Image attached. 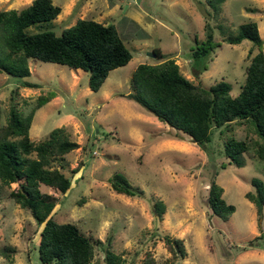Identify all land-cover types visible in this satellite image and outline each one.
<instances>
[{
    "label": "rangeland",
    "instance_id": "rangeland-1",
    "mask_svg": "<svg viewBox=\"0 0 264 264\" xmlns=\"http://www.w3.org/2000/svg\"><path fill=\"white\" fill-rule=\"evenodd\" d=\"M31 0H0V10H19ZM60 7L49 22L34 24L30 32L50 30L59 35L78 18L113 24L130 51L131 58L109 71L96 92L87 87V72L56 63L29 58V76L10 77L0 72V123L10 103L26 114L39 95L53 97L34 111L28 135L43 138L57 126H64L78 147L52 166H62L70 176V187L60 193L45 185L56 202L51 211L54 221L74 223L80 232L101 241L95 247L93 264H105L104 248L119 256L124 264H138L145 252L158 263L170 257L164 236L182 240L185 256L174 264H264V245L251 241L264 235V205L256 215L253 203L244 197L252 192V178L264 187V160L252 148L241 155L243 164L228 163L222 144L255 135L247 124L231 131L213 129L203 147L158 121L132 100L124 97L129 79L138 63H156V49L171 57L180 73L201 87L223 80L235 96L244 78L252 43L224 40L237 25L255 21L264 56V0H221L217 9L205 0H51ZM213 32L215 46L205 58L190 63V50L204 37L203 25ZM137 24V25H136ZM153 54V53H152ZM205 66L196 76L191 68ZM29 81L35 87H24ZM178 135V134H177ZM81 163L75 173L72 168ZM113 173L123 175L142 195L116 193L110 186ZM214 181L222 188V198L233 206L225 219L211 214L206 204L207 186ZM16 183H0V264H44L37 256L41 225L29 212L9 197ZM154 200H161V219L151 211ZM4 247H11L1 253Z\"/></svg>",
    "mask_w": 264,
    "mask_h": 264
},
{
    "label": "trees",
    "instance_id": "trees-1",
    "mask_svg": "<svg viewBox=\"0 0 264 264\" xmlns=\"http://www.w3.org/2000/svg\"><path fill=\"white\" fill-rule=\"evenodd\" d=\"M221 0H205L211 10L217 9ZM60 12V7L51 0H31L25 7L0 10V72L14 78L29 76L27 60L65 65L87 72V87L96 92L105 81L110 70L125 65L131 58L122 38L113 24H103L92 19L78 18L59 35L50 30L30 32L27 28L34 24L49 22ZM137 25V24H136ZM204 37L195 41L190 50V63L205 58L219 43L213 41L209 24L204 23ZM248 40L256 51H248V63L244 69L243 82L235 96L229 94L230 84L220 80L207 88L185 78L171 57H163L158 50L152 53L159 62L138 63L131 72L129 91L124 97L132 100L147 113L169 128L186 136L191 142L203 147L210 140L213 129L231 131L234 126L247 124L254 139L248 137L226 138L222 153L228 163L241 166V155L252 148L254 156L264 160V56L262 40L258 35L255 21L237 25L236 32L223 41L238 44ZM201 68L192 67L193 75ZM201 69V70H200ZM24 87H35L29 81L21 82ZM53 97L51 92L39 95L35 105L22 114L10 103L3 123H0V183L8 186L16 183L9 197L20 208L27 210L34 221L41 225L37 243V256L44 264H93L95 247L101 241L79 231L71 222H56L51 211L56 198L51 193L42 192L41 185L64 193L70 187V176L62 171V166H52L66 154L78 147L69 138L64 126L50 129L37 140H31L28 129L34 111ZM81 163L70 170L75 173ZM253 191L244 197L253 203L259 216L264 205V187L261 181L252 178ZM110 186L116 193L128 196L142 195V190L132 186L120 173H113ZM222 188L214 181L207 186L206 204L211 214L225 220L233 206L222 198ZM153 215L161 219L164 204L154 200L151 204ZM260 240L264 245V235L257 234L251 241ZM170 257L158 263L149 252H145L138 264H174L185 256L182 240L163 237ZM11 247H4L1 253ZM105 264H124L122 259L104 248Z\"/></svg>",
    "mask_w": 264,
    "mask_h": 264
},
{
    "label": "crops",
    "instance_id": "crops-1",
    "mask_svg": "<svg viewBox=\"0 0 264 264\" xmlns=\"http://www.w3.org/2000/svg\"><path fill=\"white\" fill-rule=\"evenodd\" d=\"M175 135L180 137V134H178V135H177V134H175Z\"/></svg>",
    "mask_w": 264,
    "mask_h": 264
},
{
    "label": "water",
    "instance_id": "water-1",
    "mask_svg": "<svg viewBox=\"0 0 264 264\" xmlns=\"http://www.w3.org/2000/svg\"><path fill=\"white\" fill-rule=\"evenodd\" d=\"M151 55L153 56L154 54L151 53Z\"/></svg>",
    "mask_w": 264,
    "mask_h": 264
}]
</instances>
